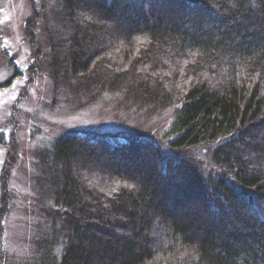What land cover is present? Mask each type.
Listing matches in <instances>:
<instances>
[{"label":"trees","instance_id":"1","mask_svg":"<svg viewBox=\"0 0 264 264\" xmlns=\"http://www.w3.org/2000/svg\"><path fill=\"white\" fill-rule=\"evenodd\" d=\"M28 1L54 90L171 123L65 129L35 153L26 263L264 264V0Z\"/></svg>","mask_w":264,"mask_h":264},{"label":"rangeland","instance_id":"2","mask_svg":"<svg viewBox=\"0 0 264 264\" xmlns=\"http://www.w3.org/2000/svg\"><path fill=\"white\" fill-rule=\"evenodd\" d=\"M29 19L39 20L32 15L28 0H0V132L5 138L0 146V209L8 153L12 148L17 150L16 162L13 167L8 166L11 204L4 218L0 211V264H27L28 247L38 222L31 188L35 153L65 129L157 133L171 123L166 112L146 120L141 114L129 116L102 99L88 102L74 93L54 90L46 74L34 71L25 38L24 25ZM40 24L37 23L35 34L42 43L38 35Z\"/></svg>","mask_w":264,"mask_h":264}]
</instances>
